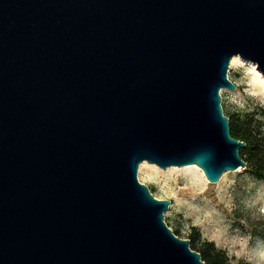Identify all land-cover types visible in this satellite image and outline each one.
<instances>
[{
  "label": "water",
  "instance_id": "1",
  "mask_svg": "<svg viewBox=\"0 0 264 264\" xmlns=\"http://www.w3.org/2000/svg\"><path fill=\"white\" fill-rule=\"evenodd\" d=\"M235 56L264 76V0H0V264H205L138 169L246 168Z\"/></svg>",
  "mask_w": 264,
  "mask_h": 264
},
{
  "label": "rangeland",
  "instance_id": "2",
  "mask_svg": "<svg viewBox=\"0 0 264 264\" xmlns=\"http://www.w3.org/2000/svg\"><path fill=\"white\" fill-rule=\"evenodd\" d=\"M240 58L228 69V78L237 89L220 93L223 113L228 117L234 112H255L264 120V90L254 87L257 64ZM142 163L139 182L155 198L171 202L164 221L172 231L180 230V238L189 240L196 228L202 241L213 242L231 260L264 264V179L258 180L241 168L206 185L197 165L162 169L149 163L141 168ZM173 167L176 169L170 170ZM186 167L197 168L181 170Z\"/></svg>",
  "mask_w": 264,
  "mask_h": 264
},
{
  "label": "trees",
  "instance_id": "3",
  "mask_svg": "<svg viewBox=\"0 0 264 264\" xmlns=\"http://www.w3.org/2000/svg\"><path fill=\"white\" fill-rule=\"evenodd\" d=\"M231 136L245 143L240 151L246 168L258 180L264 179V120L255 112L245 111L243 115L234 112L228 115ZM173 233L180 236V230ZM190 248L200 254L205 264H249L243 260L233 261L226 253L215 247L213 242L202 241L199 231L194 228L189 236Z\"/></svg>",
  "mask_w": 264,
  "mask_h": 264
},
{
  "label": "bare ground",
  "instance_id": "4",
  "mask_svg": "<svg viewBox=\"0 0 264 264\" xmlns=\"http://www.w3.org/2000/svg\"><path fill=\"white\" fill-rule=\"evenodd\" d=\"M240 59H241L240 56L233 57L231 60V63H230L231 66L237 65V63L240 61ZM254 87H256L257 91L264 90V76L260 72H258V76L256 78V84ZM146 164H147L146 161L144 163H142L141 168H143ZM190 168H197V167H186V168H181V170H186V169H190ZM175 169L176 168L173 167L170 170H175ZM197 169L200 172V175L202 176V178L204 179L205 184L206 185L209 184V182H208L207 178L205 177L203 171L199 168H197Z\"/></svg>",
  "mask_w": 264,
  "mask_h": 264
}]
</instances>
